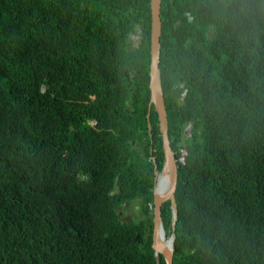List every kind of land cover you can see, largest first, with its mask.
<instances>
[{
    "label": "trees",
    "instance_id": "trees-1",
    "mask_svg": "<svg viewBox=\"0 0 264 264\" xmlns=\"http://www.w3.org/2000/svg\"><path fill=\"white\" fill-rule=\"evenodd\" d=\"M161 17L185 143L173 262L264 264V0H162ZM151 32V0H0V264H157L116 209L134 141L162 137Z\"/></svg>",
    "mask_w": 264,
    "mask_h": 264
},
{
    "label": "flooded vegetation",
    "instance_id": "flooded-vegetation-1",
    "mask_svg": "<svg viewBox=\"0 0 264 264\" xmlns=\"http://www.w3.org/2000/svg\"><path fill=\"white\" fill-rule=\"evenodd\" d=\"M161 134V141L156 142L149 130V135L134 141L139 184L131 190L133 195L122 202V208H116L124 222L134 221L142 227L144 237L152 239V247L154 242L164 245L170 239L173 227L168 215L170 209L173 211L172 191L175 180L177 186L180 164L185 160L182 155L185 143L169 135L166 140Z\"/></svg>",
    "mask_w": 264,
    "mask_h": 264
},
{
    "label": "water",
    "instance_id": "water-1",
    "mask_svg": "<svg viewBox=\"0 0 264 264\" xmlns=\"http://www.w3.org/2000/svg\"><path fill=\"white\" fill-rule=\"evenodd\" d=\"M161 5L162 0H151L152 10V32H151V67H150V88H151V100L150 106L154 105L158 111L161 131L167 140V131L169 126L168 113L166 109V103L164 98L163 86H162V74L160 67V55H161V35H162V17H161ZM141 33V31L139 32ZM191 127V126H189ZM186 133H189L188 127L185 129ZM176 180L173 186V212L175 219H177V202L175 197ZM126 224V222H124ZM175 231V227H173ZM176 234L172 236V242L170 245H159L154 242L153 247L155 249V257L157 264H161L160 254L165 258L166 264H174V249H175Z\"/></svg>",
    "mask_w": 264,
    "mask_h": 264
},
{
    "label": "rangeland",
    "instance_id": "rangeland-1",
    "mask_svg": "<svg viewBox=\"0 0 264 264\" xmlns=\"http://www.w3.org/2000/svg\"><path fill=\"white\" fill-rule=\"evenodd\" d=\"M141 35L139 33L132 34L131 39L135 44H139Z\"/></svg>",
    "mask_w": 264,
    "mask_h": 264
},
{
    "label": "clouds",
    "instance_id": "clouds-1",
    "mask_svg": "<svg viewBox=\"0 0 264 264\" xmlns=\"http://www.w3.org/2000/svg\"><path fill=\"white\" fill-rule=\"evenodd\" d=\"M175 197H176V196H175ZM176 202H177V201H176ZM177 213H178V209H177ZM173 219H174V221H173V227H175L174 225H175L177 219H175L174 212H173ZM174 234H175V233H174V231H173V234L170 235V239H169L168 243L166 244L167 246L171 244V242H172V236H173Z\"/></svg>",
    "mask_w": 264,
    "mask_h": 264
}]
</instances>
